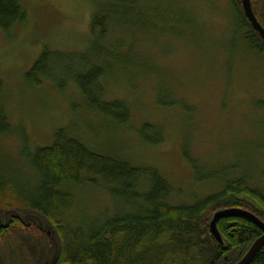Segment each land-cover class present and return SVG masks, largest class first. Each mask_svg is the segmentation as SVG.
I'll return each instance as SVG.
<instances>
[{
    "label": "rangeland",
    "instance_id": "1",
    "mask_svg": "<svg viewBox=\"0 0 264 264\" xmlns=\"http://www.w3.org/2000/svg\"><path fill=\"white\" fill-rule=\"evenodd\" d=\"M98 1L22 0L27 23L8 33L0 29V104L11 127L17 128V134L0 137V153L20 157V129L26 130L34 149L50 144L58 127L71 125L73 133L94 147H112L135 164L157 167L178 190L175 202H193L220 189L219 182L195 180L183 154L185 146L209 167L235 168L240 174L250 166L251 183L264 188V54L244 39L230 0H136L142 18L108 36L126 46L135 40L130 58L144 68H116L107 77V98L123 99L130 107L131 119L125 125H112L89 111L74 83L65 91L48 79L39 87L27 83L25 73L44 45L66 51L89 46ZM256 1L264 8V0ZM125 50L121 52L128 53ZM158 94L164 101L179 102L161 105ZM73 103L79 106L77 114ZM145 122L162 128V142L141 140L137 130ZM100 127L102 137L94 129ZM73 189L75 206L68 219L113 212L112 198L103 189ZM1 200L3 220L8 209L31 211ZM52 246L33 222L26 226L15 220L0 227V258L6 264H40Z\"/></svg>",
    "mask_w": 264,
    "mask_h": 264
},
{
    "label": "trees",
    "instance_id": "2",
    "mask_svg": "<svg viewBox=\"0 0 264 264\" xmlns=\"http://www.w3.org/2000/svg\"><path fill=\"white\" fill-rule=\"evenodd\" d=\"M251 1L264 26V8L258 7L256 0ZM230 2L239 29L245 30L244 39L251 49L264 54V39L250 25L241 1ZM137 5L136 0H99L91 17L89 46L84 51H66L44 45L25 73L27 83L39 87L48 79L60 91L74 83L89 111L112 125L127 124L131 119L130 107L123 99L107 98V77L116 68H144L130 58V51L135 52V40L126 46L122 40L112 41L108 36L116 34L115 28L123 29L142 18ZM28 18L22 0H0L3 32L27 23ZM125 49L128 53L121 52ZM158 102L173 106L179 101H164L158 94ZM78 107L72 104L75 114ZM11 126L14 127L0 104V137L17 134V128ZM94 129L99 132L97 136H103L101 127ZM20 130V157L0 153L1 202L8 206L14 202L22 204L53 223L61 238L56 264H235L262 234L245 218H222L218 228L226 240L223 248L208 227L212 212L222 207H245L264 220V188L251 183L250 166H245L240 174L233 172L235 168L209 167L185 146L183 154L195 180L219 182L220 189L193 202H175L173 196L178 190L157 167L135 164L112 147H94L73 133L71 125L58 127L50 144L34 149L26 130ZM137 131L147 144L163 141V130L156 124L145 122ZM84 186L106 191L114 203L113 212L98 217L72 215L73 221L68 219L75 206L73 188ZM45 236L48 238L46 233ZM0 264H6L2 258ZM249 264H264V246Z\"/></svg>",
    "mask_w": 264,
    "mask_h": 264
},
{
    "label": "water",
    "instance_id": "3",
    "mask_svg": "<svg viewBox=\"0 0 264 264\" xmlns=\"http://www.w3.org/2000/svg\"><path fill=\"white\" fill-rule=\"evenodd\" d=\"M243 12L251 23V26L259 33L264 39V26L257 18L251 0H240ZM32 220H29V217ZM242 217L255 224L262 234L253 240L246 252L235 264H249L255 257L256 253L264 246V220L254 213L253 211L240 206L222 207L212 212L208 220V227L214 240L220 244L223 248L226 247V240L218 228V222L225 217ZM12 218H18L26 226H30L31 223L38 225L41 231L45 232L49 240L52 243V248L40 264H56V261L60 254L61 238L58 230L53 223L44 215L35 210L21 214L16 208L8 209L4 213V220L0 217V227L5 228L10 225Z\"/></svg>",
    "mask_w": 264,
    "mask_h": 264
},
{
    "label": "flooded vegetation",
    "instance_id": "4",
    "mask_svg": "<svg viewBox=\"0 0 264 264\" xmlns=\"http://www.w3.org/2000/svg\"><path fill=\"white\" fill-rule=\"evenodd\" d=\"M15 219H18V218H12V220H15ZM19 220V219H18ZM10 223H11V221H10Z\"/></svg>",
    "mask_w": 264,
    "mask_h": 264
},
{
    "label": "bare ground",
    "instance_id": "5",
    "mask_svg": "<svg viewBox=\"0 0 264 264\" xmlns=\"http://www.w3.org/2000/svg\"><path fill=\"white\" fill-rule=\"evenodd\" d=\"M247 18V17H246ZM247 20H248V18H247ZM249 21V20H248ZM249 23H250V21H249ZM250 25H251V23H250Z\"/></svg>",
    "mask_w": 264,
    "mask_h": 264
}]
</instances>
